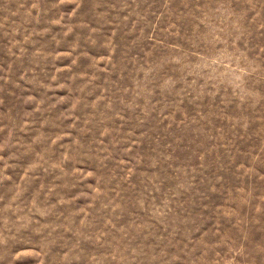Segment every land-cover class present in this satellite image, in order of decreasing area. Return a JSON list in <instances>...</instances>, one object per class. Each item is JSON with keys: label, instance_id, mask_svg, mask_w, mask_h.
Returning <instances> with one entry per match:
<instances>
[{"label": "rangeland", "instance_id": "1", "mask_svg": "<svg viewBox=\"0 0 264 264\" xmlns=\"http://www.w3.org/2000/svg\"><path fill=\"white\" fill-rule=\"evenodd\" d=\"M0 264H264V0H0Z\"/></svg>", "mask_w": 264, "mask_h": 264}]
</instances>
